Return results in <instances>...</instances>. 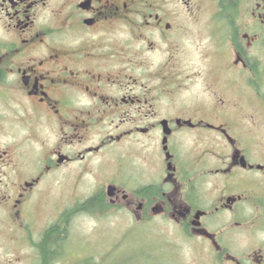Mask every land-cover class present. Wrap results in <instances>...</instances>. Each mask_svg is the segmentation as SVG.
I'll return each mask as SVG.
<instances>
[{"label":"flooded vegetation","instance_id":"flooded-vegetation-1","mask_svg":"<svg viewBox=\"0 0 264 264\" xmlns=\"http://www.w3.org/2000/svg\"><path fill=\"white\" fill-rule=\"evenodd\" d=\"M214 1L198 32L194 0H0V264H68L73 229L116 214L170 222L217 264H264V242L233 240L264 233L243 189L264 166L213 88L234 76L261 102L264 0L240 13ZM188 84L198 96L180 101ZM52 183L67 195L39 222Z\"/></svg>","mask_w":264,"mask_h":264},{"label":"rangeland","instance_id":"rangeland-1","mask_svg":"<svg viewBox=\"0 0 264 264\" xmlns=\"http://www.w3.org/2000/svg\"><path fill=\"white\" fill-rule=\"evenodd\" d=\"M194 2L193 10L201 13V20L196 24L186 22L185 26L202 32L209 27L205 22L207 13L217 11V3L214 0H194ZM247 5L248 2L242 4L239 0L234 12L246 11ZM230 34L232 33L229 31ZM228 49L225 58L230 62L233 57L230 47ZM260 53L264 56V51ZM261 74L264 75L263 72ZM238 81L234 76L228 77L217 85L213 84V88L218 86L221 89L219 97L226 101L233 113H240V115L235 114L238 122L234 130L243 140L246 158L251 163L264 166V79L262 83L261 81L252 83L261 87V102L249 101V95L241 91L242 83ZM186 87V91L181 90L179 93L180 101H189L198 96V85L188 84ZM237 108H243L245 112H239L240 109ZM256 172L258 171L248 174ZM257 175L261 185L255 192L251 191L253 185L250 181L245 179L243 184L245 194L254 198L253 203L260 207V212H257L251 204H247L245 209L247 220H258L257 215H260V219H264V211H261L264 208V175L261 172ZM48 189V192H45L36 203L37 206L41 205V211L37 209L39 222H42L50 212L47 204L59 203L61 198L67 195L60 188L59 183H52ZM127 221L128 218L117 214L110 223L96 224L84 219L78 228L73 229L71 234L73 237L68 240V248L62 253L63 262L73 263L76 253H82L83 264H217L200 240L188 238L170 222L155 218L147 224V227L131 228ZM76 235L80 238L74 237ZM242 237L237 234L233 240L234 246H241L244 251H249L248 248L255 246L253 245L255 243L258 245L264 242V233L261 232L256 234L255 238ZM218 262L222 264L220 260Z\"/></svg>","mask_w":264,"mask_h":264},{"label":"trees","instance_id":"trees-1","mask_svg":"<svg viewBox=\"0 0 264 264\" xmlns=\"http://www.w3.org/2000/svg\"><path fill=\"white\" fill-rule=\"evenodd\" d=\"M239 0H220L219 9L222 12H234Z\"/></svg>","mask_w":264,"mask_h":264},{"label":"water","instance_id":"water-1","mask_svg":"<svg viewBox=\"0 0 264 264\" xmlns=\"http://www.w3.org/2000/svg\"><path fill=\"white\" fill-rule=\"evenodd\" d=\"M243 165L245 166V163H243ZM259 168H262V167H259Z\"/></svg>","mask_w":264,"mask_h":264}]
</instances>
